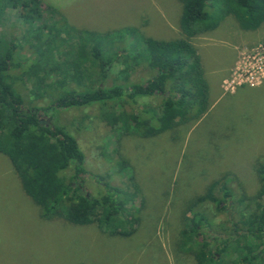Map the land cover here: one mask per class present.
Listing matches in <instances>:
<instances>
[{
    "label": "rangeland",
    "instance_id": "1",
    "mask_svg": "<svg viewBox=\"0 0 264 264\" xmlns=\"http://www.w3.org/2000/svg\"><path fill=\"white\" fill-rule=\"evenodd\" d=\"M182 8L179 0H0V48L10 41L17 44L16 57L23 67L15 76L26 80L23 87L19 77L14 78L15 88L26 103L46 108L40 113L48 124L62 127L76 138L91 172L85 176L87 192L101 190L93 177L102 176L101 183L118 186L134 226L126 235L111 234L97 224L82 226L43 217L40 206L25 193L9 157L0 153V264H198L190 252L198 248L196 241L205 236L215 250L221 243L216 237L225 236L221 223L227 213L235 211L230 198L223 203L224 211H218L216 203L206 202L214 225L213 229L199 228L197 239L188 225L187 217L193 212L186 211L192 197L226 175L237 198H254L253 206L261 205L256 168L264 161V74L252 82L243 74L245 62L255 71L248 56L257 49L264 51V22L248 30L229 14L215 29L191 39L208 81L209 108L160 134L143 135L155 124V120L148 124L149 113L159 109L160 96L120 98L112 121L102 117L100 103L53 105L62 94V88L53 90L55 82L62 85L63 77L53 73L61 54L42 40L41 29L65 24L90 33L112 34L117 40L123 29H135V34L119 41L118 46L124 47L148 36L183 38ZM62 37L70 40L65 50H72L75 32L62 33ZM40 49L46 52L45 58L35 55ZM43 68L52 74L45 77ZM233 73L237 79L226 83ZM147 74L144 67L135 66L131 78L138 81ZM38 81L44 87L39 96L35 93ZM48 91L53 95L48 96ZM143 109L148 112H144L145 123L140 119L135 127L131 114ZM123 123L127 125L123 127ZM216 195L222 197L218 190Z\"/></svg>",
    "mask_w": 264,
    "mask_h": 264
},
{
    "label": "trees",
    "instance_id": "2",
    "mask_svg": "<svg viewBox=\"0 0 264 264\" xmlns=\"http://www.w3.org/2000/svg\"><path fill=\"white\" fill-rule=\"evenodd\" d=\"M179 1L183 7L180 17L183 38L165 40L148 36L140 42L119 47V41L127 34H135V29H123L118 40L112 34L90 33L65 24L57 27L53 23L45 26V30L41 29L42 40L61 54L60 63L53 67V73L63 77L62 85L55 82L53 90L62 88V94L53 105L100 103L103 106L102 117L112 121L117 116L120 98L160 96L162 103L159 109L155 108L154 114L149 113L148 124L153 120L155 124L143 132L146 136L157 135L185 123L189 115V120H192L204 114L209 108L208 81L199 52L191 39L215 29L229 14L248 30L260 27L264 22V0ZM73 32L75 50L67 51L65 44L70 46V40L63 38L62 33L71 35ZM38 51L39 55H35L45 58L46 52ZM16 52L14 41L0 48V153L9 157L25 193L40 206L42 216L47 219L62 218L82 226L97 224L111 234L130 233L134 226L129 221L130 214L118 186L107 181L101 183L104 181L102 176L93 177L99 181L101 190L98 194L87 192L85 176L91 172L86 165L87 156L76 138L62 127L48 124L40 113L46 108L26 103L15 88L18 77L24 83L23 87L26 82L25 77L15 76V71L23 67ZM135 66L146 69L148 74L142 76V80L131 78ZM43 69L45 77L52 74ZM40 81L37 82L40 84L37 91L29 90L38 96L44 88ZM50 95L53 93L48 91ZM144 112L148 114L147 109L140 113L132 112L131 117L137 122L135 127L139 126L140 119L145 123ZM125 123L123 127L127 125ZM69 170H72L71 174H67ZM256 171L261 182L257 193L260 206H253L254 198L250 201L237 198L231 187L233 183L227 182L226 175L221 181L211 183L204 193L190 199L186 211L193 212V215L187 217L190 220L187 223L197 239L199 228L213 229L214 225L213 217L204 205L206 202H214L218 211H224L223 203L230 198L231 208L235 211L233 215L227 213L221 223L225 236L216 237L221 243L215 250L205 236L196 241L198 248L190 252L198 264H264V161L257 163ZM216 190L222 197H217ZM136 196L134 193L133 199ZM134 207L135 203L129 208Z\"/></svg>",
    "mask_w": 264,
    "mask_h": 264
},
{
    "label": "built area",
    "instance_id": "3",
    "mask_svg": "<svg viewBox=\"0 0 264 264\" xmlns=\"http://www.w3.org/2000/svg\"><path fill=\"white\" fill-rule=\"evenodd\" d=\"M246 60L255 71H251L249 68H247L245 62L243 75H247V80L252 82L253 78L264 74V51L257 49L252 55H249ZM235 75L236 73L231 74V76L227 78L226 83H228L230 80L231 82H234L237 79ZM239 76H242V73H240Z\"/></svg>",
    "mask_w": 264,
    "mask_h": 264
}]
</instances>
